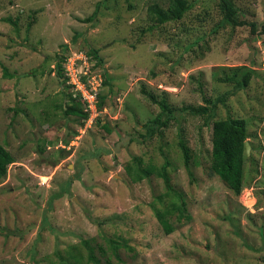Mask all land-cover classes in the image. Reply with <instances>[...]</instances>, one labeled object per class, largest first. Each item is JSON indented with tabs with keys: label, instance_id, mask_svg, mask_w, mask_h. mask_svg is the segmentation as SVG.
Returning <instances> with one entry per match:
<instances>
[{
	"label": "rangeland",
	"instance_id": "1",
	"mask_svg": "<svg viewBox=\"0 0 264 264\" xmlns=\"http://www.w3.org/2000/svg\"><path fill=\"white\" fill-rule=\"evenodd\" d=\"M187 1L150 29L147 6L169 0H0V143L14 157L0 180V264H94L82 240L100 264H264V0H225L243 24L224 26L221 0ZM80 54L79 71L95 62L109 79L92 119L64 113L75 91L56 70ZM242 65L247 86L218 80ZM144 91L173 108L154 133L160 108ZM205 101L215 119L247 121L238 195L210 175L213 118L187 109Z\"/></svg>",
	"mask_w": 264,
	"mask_h": 264
},
{
	"label": "trees",
	"instance_id": "2",
	"mask_svg": "<svg viewBox=\"0 0 264 264\" xmlns=\"http://www.w3.org/2000/svg\"><path fill=\"white\" fill-rule=\"evenodd\" d=\"M192 4L189 3L187 0H169L167 7H162L159 5V3L152 2L147 6V14L149 17V20L152 21V25L149 26L150 29H154V27L159 26L163 23H166L168 21L178 20L182 18L184 13L191 8ZM221 12H222V24L221 26H224L225 24H232V25H241L243 24L241 20H238V17L236 16L235 12L229 8V6L226 4L225 0H221ZM97 7L93 10V12L81 19V21H92L94 22L96 13H97ZM8 21L14 22L11 18H7ZM251 30L254 31V24L251 23ZM264 28V26H263ZM89 53L87 51L88 55H91L97 64H101L102 59L97 55V50L90 51ZM88 55H84L89 61ZM95 62H92L93 65L89 69L95 67V70L99 69L98 66L94 65ZM95 63V64H96ZM62 69V70H61ZM58 74H62V82H66V86L70 87L68 77L65 74V68L60 67L57 65ZM63 72V73H62ZM91 72H95L94 70ZM103 73V72H102ZM252 76L251 70H249L246 66H237L233 71L226 75L225 77H221L218 79L221 82L224 83H230L233 84L235 89H241L248 85L250 79ZM102 77V83L99 88V91L102 87L107 85L109 83V79L106 75V73L101 74ZM98 91L97 93V102L96 106L98 110H101L103 107V100L105 95L100 94ZM144 94L154 103H157L160 112L154 117V119L150 120V122L145 125L147 128V132L154 133L156 128L158 126L164 125L167 123V120L170 118L173 108L169 107L166 103L164 97L160 98L159 100L154 97L153 94L144 91ZM229 92L224 93L223 95L219 96L217 101L220 103H224L227 99V95ZM77 96V97H74ZM70 96L72 99V103L69 105H65L64 107V113L66 115H78L82 118H86L89 113L85 110V104L84 102L79 98L78 94ZM217 101H205L207 105H198L195 107H188L187 109L190 110L194 114H206L208 117L206 119H212L211 124V149H210V163H209V169H210V175H216L220 180H222L226 186L233 191L234 194L238 195L242 188L244 187V168H245V162L249 159V157L246 155L245 152V146L244 141L248 139L249 135L247 132V121L243 116L238 115H230L227 114V116L223 118H216L214 116V109L217 107ZM210 102V103H209ZM80 105H83L82 108ZM162 114H166L167 117L165 120L161 118ZM157 125V127H156ZM106 131H110V126L107 124L103 125ZM250 144V141H249ZM183 152L185 155V158L188 157V151L182 145ZM41 150V149H40ZM135 161L139 160L138 158H133ZM14 161V157L11 155L9 151L5 149V147L0 143V180L6 175L7 173V167ZM165 166H162L160 168V171H157L159 175H161L164 179V182L169 187V177L166 174ZM154 170L153 166H148L146 168H142L141 170H135L132 174V180L139 179L141 177H137V174H141L143 176H146L147 174L151 173ZM137 173V174H136ZM175 195L179 200H182V197L179 193L174 191ZM171 210L167 209L166 214L170 213ZM158 218L160 222L163 224V226L166 229V232L169 233L172 231V227L170 223L165 219V212L157 213ZM14 234V233H10ZM83 246L85 245L87 248V259L91 261L94 264H100V262L96 259L95 254L93 253V247L89 246L87 241L82 240L81 241ZM113 247H116L113 245ZM81 259V256L77 257L75 261H78Z\"/></svg>",
	"mask_w": 264,
	"mask_h": 264
},
{
	"label": "built area",
	"instance_id": "3",
	"mask_svg": "<svg viewBox=\"0 0 264 264\" xmlns=\"http://www.w3.org/2000/svg\"><path fill=\"white\" fill-rule=\"evenodd\" d=\"M82 55V54H80ZM78 60H82L84 64H88V61L84 54L79 59L67 60L65 64V74L68 77V82L74 89L75 94L79 95V98L85 104V110L89 113V117L97 114V93L102 83V77L97 72H91L90 69L79 71ZM89 67V65H88ZM91 117L90 119L94 118Z\"/></svg>",
	"mask_w": 264,
	"mask_h": 264
},
{
	"label": "water",
	"instance_id": "4",
	"mask_svg": "<svg viewBox=\"0 0 264 264\" xmlns=\"http://www.w3.org/2000/svg\"><path fill=\"white\" fill-rule=\"evenodd\" d=\"M244 146H245L246 155H248L249 154L250 145H249L247 140L244 141Z\"/></svg>",
	"mask_w": 264,
	"mask_h": 264
}]
</instances>
